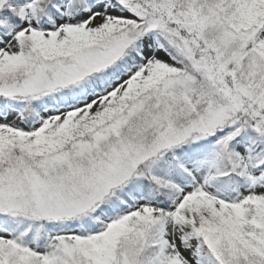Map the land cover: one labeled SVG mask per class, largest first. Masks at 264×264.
<instances>
[{
    "label": "snow or ice",
    "instance_id": "snow-or-ice-1",
    "mask_svg": "<svg viewBox=\"0 0 264 264\" xmlns=\"http://www.w3.org/2000/svg\"><path fill=\"white\" fill-rule=\"evenodd\" d=\"M0 264H264V0H0Z\"/></svg>",
    "mask_w": 264,
    "mask_h": 264
}]
</instances>
